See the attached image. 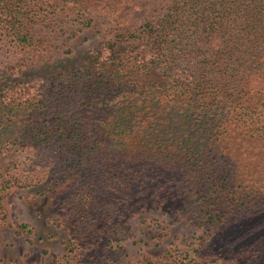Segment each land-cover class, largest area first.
<instances>
[{
    "label": "trees",
    "instance_id": "trees-1",
    "mask_svg": "<svg viewBox=\"0 0 264 264\" xmlns=\"http://www.w3.org/2000/svg\"><path fill=\"white\" fill-rule=\"evenodd\" d=\"M53 1L0 0V41L40 52L31 28ZM128 37L55 71L26 75L20 57L19 76L0 81V153L58 143L80 156L73 208L51 217L80 244L93 193L131 178L183 194L204 226L162 264H264V0H167ZM3 174L0 224L16 183Z\"/></svg>",
    "mask_w": 264,
    "mask_h": 264
},
{
    "label": "rangeland",
    "instance_id": "rangeland-1",
    "mask_svg": "<svg viewBox=\"0 0 264 264\" xmlns=\"http://www.w3.org/2000/svg\"><path fill=\"white\" fill-rule=\"evenodd\" d=\"M166 1L54 0L31 28L45 41L40 52L22 54L0 41V81L19 76L10 67L22 57L27 75L58 70L92 53L103 40L122 46L130 31L163 11ZM76 159L77 153L58 143L0 153V173L6 164L16 181L2 192L0 264H127L142 257L162 264L204 238V226L184 206L183 194L127 178L93 193L83 244L69 239L63 223L51 217L67 218V207L73 208L67 201L78 184L68 165ZM261 247L264 251V236Z\"/></svg>",
    "mask_w": 264,
    "mask_h": 264
}]
</instances>
